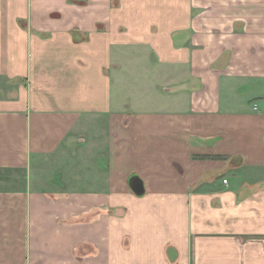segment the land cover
I'll list each match as a JSON object with an SVG mask.
<instances>
[{
	"label": "crops",
	"instance_id": "0c3cea01",
	"mask_svg": "<svg viewBox=\"0 0 264 264\" xmlns=\"http://www.w3.org/2000/svg\"><path fill=\"white\" fill-rule=\"evenodd\" d=\"M0 264H264V0H0Z\"/></svg>",
	"mask_w": 264,
	"mask_h": 264
},
{
	"label": "water",
	"instance_id": "95a60500",
	"mask_svg": "<svg viewBox=\"0 0 264 264\" xmlns=\"http://www.w3.org/2000/svg\"><path fill=\"white\" fill-rule=\"evenodd\" d=\"M129 187L137 196H143L145 194V186L142 179L138 176H132L128 181Z\"/></svg>",
	"mask_w": 264,
	"mask_h": 264
},
{
	"label": "built area",
	"instance_id": "2783aa9c",
	"mask_svg": "<svg viewBox=\"0 0 264 264\" xmlns=\"http://www.w3.org/2000/svg\"><path fill=\"white\" fill-rule=\"evenodd\" d=\"M225 183H226V181H225Z\"/></svg>",
	"mask_w": 264,
	"mask_h": 264
}]
</instances>
